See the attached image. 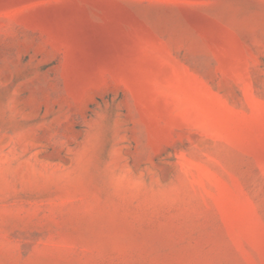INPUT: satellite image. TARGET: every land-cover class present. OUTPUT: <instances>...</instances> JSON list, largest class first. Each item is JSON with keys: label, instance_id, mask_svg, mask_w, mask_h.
Listing matches in <instances>:
<instances>
[{"label": "rangeland", "instance_id": "rangeland-1", "mask_svg": "<svg viewBox=\"0 0 264 264\" xmlns=\"http://www.w3.org/2000/svg\"><path fill=\"white\" fill-rule=\"evenodd\" d=\"M0 264H264V0H0Z\"/></svg>", "mask_w": 264, "mask_h": 264}]
</instances>
